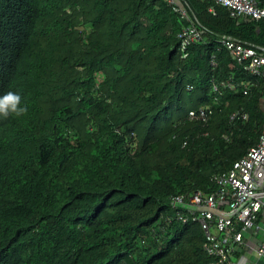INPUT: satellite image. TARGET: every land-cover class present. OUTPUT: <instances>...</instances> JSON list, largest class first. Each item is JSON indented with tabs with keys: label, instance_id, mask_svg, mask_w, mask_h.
Wrapping results in <instances>:
<instances>
[{
	"label": "trees",
	"instance_id": "1",
	"mask_svg": "<svg viewBox=\"0 0 264 264\" xmlns=\"http://www.w3.org/2000/svg\"><path fill=\"white\" fill-rule=\"evenodd\" d=\"M188 2L205 33L181 57L165 0H0V94L27 107L0 119V264L209 262L168 200L257 143L262 80L217 40L264 46V21Z\"/></svg>",
	"mask_w": 264,
	"mask_h": 264
},
{
	"label": "built area",
	"instance_id": "2",
	"mask_svg": "<svg viewBox=\"0 0 264 264\" xmlns=\"http://www.w3.org/2000/svg\"><path fill=\"white\" fill-rule=\"evenodd\" d=\"M209 1L211 15H215L217 6L236 20L264 21V0ZM165 2L172 13L185 21L177 39L181 57H186L189 47L200 41L205 28L188 0ZM217 41L236 67L262 80L264 94V46L225 34ZM220 86L233 88L230 82ZM212 90L218 92L219 86L212 84ZM209 114L206 108H198L189 111L188 118L206 121ZM237 117L246 119L245 114L237 111L230 120ZM212 183L214 189L209 193L195 191L171 196L168 204L175 220L198 225L203 235L202 251L210 259L207 264H264V124L257 143L228 171L214 175Z\"/></svg>",
	"mask_w": 264,
	"mask_h": 264
},
{
	"label": "clouds",
	"instance_id": "3",
	"mask_svg": "<svg viewBox=\"0 0 264 264\" xmlns=\"http://www.w3.org/2000/svg\"><path fill=\"white\" fill-rule=\"evenodd\" d=\"M27 112L18 91L8 90L0 94V119L10 116H21Z\"/></svg>",
	"mask_w": 264,
	"mask_h": 264
},
{
	"label": "rangeland",
	"instance_id": "4",
	"mask_svg": "<svg viewBox=\"0 0 264 264\" xmlns=\"http://www.w3.org/2000/svg\"><path fill=\"white\" fill-rule=\"evenodd\" d=\"M260 226L262 227L263 226V224L262 223H260ZM261 238V237H260Z\"/></svg>",
	"mask_w": 264,
	"mask_h": 264
},
{
	"label": "crops",
	"instance_id": "5",
	"mask_svg": "<svg viewBox=\"0 0 264 264\" xmlns=\"http://www.w3.org/2000/svg\"><path fill=\"white\" fill-rule=\"evenodd\" d=\"M259 263V262H258ZM260 264V263H259Z\"/></svg>",
	"mask_w": 264,
	"mask_h": 264
}]
</instances>
